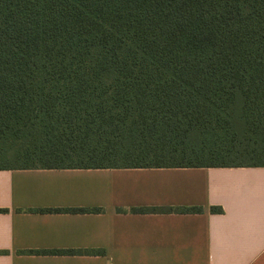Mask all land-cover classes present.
<instances>
[{
    "label": "trees",
    "instance_id": "obj_1",
    "mask_svg": "<svg viewBox=\"0 0 264 264\" xmlns=\"http://www.w3.org/2000/svg\"><path fill=\"white\" fill-rule=\"evenodd\" d=\"M239 166H264V0H0V169Z\"/></svg>",
    "mask_w": 264,
    "mask_h": 264
},
{
    "label": "crops",
    "instance_id": "obj_2",
    "mask_svg": "<svg viewBox=\"0 0 264 264\" xmlns=\"http://www.w3.org/2000/svg\"><path fill=\"white\" fill-rule=\"evenodd\" d=\"M0 264H264V166L0 169Z\"/></svg>",
    "mask_w": 264,
    "mask_h": 264
}]
</instances>
